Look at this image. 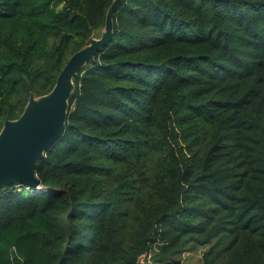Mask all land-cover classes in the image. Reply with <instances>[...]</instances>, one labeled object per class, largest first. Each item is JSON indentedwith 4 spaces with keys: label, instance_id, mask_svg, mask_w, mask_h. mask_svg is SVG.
Instances as JSON below:
<instances>
[{
    "label": "trees",
    "instance_id": "16d2710c",
    "mask_svg": "<svg viewBox=\"0 0 264 264\" xmlns=\"http://www.w3.org/2000/svg\"><path fill=\"white\" fill-rule=\"evenodd\" d=\"M112 2L0 0V130ZM112 22L40 185L0 187V264H184L189 243L264 264V0H120Z\"/></svg>",
    "mask_w": 264,
    "mask_h": 264
},
{
    "label": "water",
    "instance_id": "95a60500",
    "mask_svg": "<svg viewBox=\"0 0 264 264\" xmlns=\"http://www.w3.org/2000/svg\"><path fill=\"white\" fill-rule=\"evenodd\" d=\"M120 0L109 6L100 37H89V42L72 53L58 73L53 88L42 95L30 93L22 113L15 119L5 118L0 130V187H38V161L64 131L69 108V97L74 89L73 78L94 59L102 45L112 35V14ZM138 264H142V257Z\"/></svg>",
    "mask_w": 264,
    "mask_h": 264
},
{
    "label": "rangeland",
    "instance_id": "374dc122",
    "mask_svg": "<svg viewBox=\"0 0 264 264\" xmlns=\"http://www.w3.org/2000/svg\"><path fill=\"white\" fill-rule=\"evenodd\" d=\"M41 187H39L40 190ZM211 243H189L186 247L180 251L173 253L168 258L179 259L184 264H203V253L210 246ZM168 258L164 257V260ZM148 259V256L142 257V264ZM148 264H154L153 261H149ZM158 264V263H156Z\"/></svg>",
    "mask_w": 264,
    "mask_h": 264
}]
</instances>
